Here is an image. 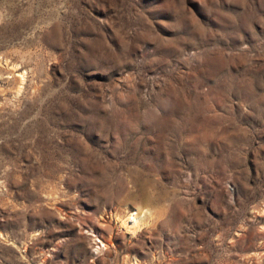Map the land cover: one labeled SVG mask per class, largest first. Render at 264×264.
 Returning a JSON list of instances; mask_svg holds the SVG:
<instances>
[{
    "label": "rangeland",
    "instance_id": "obj_1",
    "mask_svg": "<svg viewBox=\"0 0 264 264\" xmlns=\"http://www.w3.org/2000/svg\"><path fill=\"white\" fill-rule=\"evenodd\" d=\"M0 264H264V0H0Z\"/></svg>",
    "mask_w": 264,
    "mask_h": 264
},
{
    "label": "bare ground",
    "instance_id": "obj_2",
    "mask_svg": "<svg viewBox=\"0 0 264 264\" xmlns=\"http://www.w3.org/2000/svg\"><path fill=\"white\" fill-rule=\"evenodd\" d=\"M22 79H23V76H22ZM143 217H144V213L136 209V210H133V212L130 213V215H128L127 218H124L121 220L118 219V221L123 229L132 230L133 227L137 226L142 221Z\"/></svg>",
    "mask_w": 264,
    "mask_h": 264
}]
</instances>
